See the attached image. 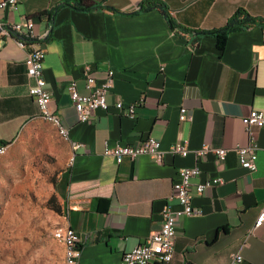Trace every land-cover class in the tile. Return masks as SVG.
<instances>
[{
    "label": "crops",
    "instance_id": "obj_1",
    "mask_svg": "<svg viewBox=\"0 0 264 264\" xmlns=\"http://www.w3.org/2000/svg\"><path fill=\"white\" fill-rule=\"evenodd\" d=\"M92 1L100 5L81 10L74 0H18L0 9V23L31 19L40 38L33 44L13 31L0 34V144L8 151L27 125L44 120L28 92L32 80L24 63L38 44L45 50L49 106L68 129V137L59 135L69 157L55 184L61 205L56 226L78 233L77 264H117L159 228L161 212L175 203L178 169L192 166L200 168L194 182H223L193 194L199 213L180 218L167 264H229L235 252L248 264H264V225L250 232L264 207V128L255 129L254 171L240 166L235 151L249 142L242 118L250 110L264 113V27L229 32L222 50L213 36L201 33L245 18L264 19V0H158L174 27L158 9L138 10L142 0ZM109 70L114 76L107 101L127 104L143 97V104L134 118L110 106L79 121L68 84L85 92L86 73L100 84ZM182 106L189 121L179 120ZM148 136L159 140L161 162L145 154L116 163L104 153L106 146ZM180 140L188 153H170ZM74 143L80 144L76 150ZM204 147L209 151L197 157ZM219 148L226 150L221 161L213 151Z\"/></svg>",
    "mask_w": 264,
    "mask_h": 264
},
{
    "label": "built area",
    "instance_id": "obj_2",
    "mask_svg": "<svg viewBox=\"0 0 264 264\" xmlns=\"http://www.w3.org/2000/svg\"><path fill=\"white\" fill-rule=\"evenodd\" d=\"M18 0H0V9L15 7ZM13 31L28 38L30 43L36 44L39 36L33 29L31 19H24L10 26L0 23V34H8ZM23 44V43H22ZM32 44V45H33ZM45 50L38 44L30 49L24 59L28 77L32 80L28 92L37 104L40 113H48L55 117L57 123L62 127V132L68 134L67 127L54 114L49 106L50 93L46 88V82L42 76L43 59ZM85 92L77 89L75 82H70L67 86L71 100L73 102L78 119L86 122L95 109L108 110L113 106L120 110L124 115L134 118L135 110L142 105L144 98L141 97L134 102L124 104L121 100L110 104L107 101V94L113 86V70L107 72L106 78L100 84H96L95 79L85 74ZM179 120L189 121L191 117L187 114V109L182 106L179 109ZM242 123L248 134L249 142L246 145L237 146L235 151L241 167L254 171L256 158V135L255 129L264 128V113L258 110H250L242 118ZM5 143L0 144V150L6 148ZM80 147L79 143H74V150ZM172 154L186 155L188 148L186 141L180 140L169 147ZM209 151L208 147L201 148L196 152L197 157L205 155ZM217 160L224 159L226 150L223 148L214 149ZM104 153L112 156L116 163H120L125 157L134 158L139 155H150L156 161L161 162L163 150L160 148L158 139L148 136L135 144H116L106 146ZM200 174L198 166L182 167L177 171V179L172 184L171 197L175 200L173 205H167L161 212V224L158 229L152 231L141 243L134 246L131 250L122 254L117 264H167L174 255V242L176 228L181 217L198 214L199 210L192 204L194 193H202L206 188L219 185L223 182L221 177H208L203 181L194 182ZM264 225V207L259 211L254 225L250 232ZM53 233L69 241L70 264H77L80 256V243L78 233L69 225L60 226ZM229 264H248L240 252L232 254Z\"/></svg>",
    "mask_w": 264,
    "mask_h": 264
},
{
    "label": "rangeland",
    "instance_id": "obj_3",
    "mask_svg": "<svg viewBox=\"0 0 264 264\" xmlns=\"http://www.w3.org/2000/svg\"><path fill=\"white\" fill-rule=\"evenodd\" d=\"M56 130L33 122L0 154V264H61L57 213L46 205L69 157Z\"/></svg>",
    "mask_w": 264,
    "mask_h": 264
},
{
    "label": "trees",
    "instance_id": "obj_4",
    "mask_svg": "<svg viewBox=\"0 0 264 264\" xmlns=\"http://www.w3.org/2000/svg\"><path fill=\"white\" fill-rule=\"evenodd\" d=\"M74 5L77 9H81V10H89L91 8L98 7L97 6L98 3L92 0H74ZM151 9H158L168 20L169 24L172 27H174V23L168 14V9L163 3L159 2L158 0H142L138 7V10L147 11ZM250 25H258V26L264 27V19L255 18V17L245 18L243 20L232 22L220 28L204 31L201 33L213 36L215 38L217 49L222 50L226 42L227 34L229 32L238 30V29L250 26ZM175 29H177L176 26H175ZM16 36H18L22 40L29 41L28 38H26L23 35L16 34ZM1 143H4V142H1ZM46 205L49 209L53 210L57 214L61 213V205L55 193L52 194L47 199Z\"/></svg>",
    "mask_w": 264,
    "mask_h": 264
},
{
    "label": "bare ground",
    "instance_id": "obj_5",
    "mask_svg": "<svg viewBox=\"0 0 264 264\" xmlns=\"http://www.w3.org/2000/svg\"><path fill=\"white\" fill-rule=\"evenodd\" d=\"M40 116L44 119V120H47L49 122H51L55 128L57 129L58 133L62 136V137H68V134L67 133H63L62 132V127L59 123H57L55 117L51 114H48V113H40ZM7 145H6V148H3L0 150V154L2 153H5L7 151ZM72 147L74 148V144L72 145ZM57 228H60V227H57ZM56 228V229H57ZM55 229V230H56ZM55 237L62 240V242L64 243L65 245V253H64V260H65V264H70L69 260H68V257H69V241L68 239L66 238H62L60 237L58 234H55Z\"/></svg>",
    "mask_w": 264,
    "mask_h": 264
},
{
    "label": "water",
    "instance_id": "obj_6",
    "mask_svg": "<svg viewBox=\"0 0 264 264\" xmlns=\"http://www.w3.org/2000/svg\"><path fill=\"white\" fill-rule=\"evenodd\" d=\"M100 4H98L97 6H99Z\"/></svg>",
    "mask_w": 264,
    "mask_h": 264
}]
</instances>
